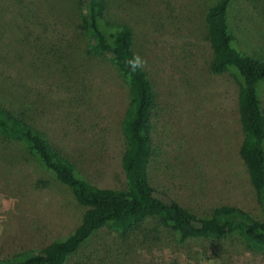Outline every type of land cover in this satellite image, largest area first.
Segmentation results:
<instances>
[{"label": "rangeland", "instance_id": "1", "mask_svg": "<svg viewBox=\"0 0 264 264\" xmlns=\"http://www.w3.org/2000/svg\"><path fill=\"white\" fill-rule=\"evenodd\" d=\"M105 1V21L129 27L132 52L147 60L143 71L155 94L151 136L157 150L149 184L197 217L230 205L261 218L237 155L242 138L237 86L230 74L208 71L203 16L214 0ZM234 3L228 10L234 49L264 60V0ZM21 5L29 9V21L22 22L16 1L0 0V57L3 63L10 57L12 64L0 71L8 103L26 114L82 179L123 190L124 84L107 60L83 55L86 39L73 0ZM261 84L264 115V80ZM0 198L15 201L11 210L0 212L6 217L0 219V259L65 237L82 212L68 190L31 165L15 144L0 143ZM137 236L122 241L98 230L66 264H264V254L230 241L177 245L163 235Z\"/></svg>", "mask_w": 264, "mask_h": 264}, {"label": "trees", "instance_id": "2", "mask_svg": "<svg viewBox=\"0 0 264 264\" xmlns=\"http://www.w3.org/2000/svg\"><path fill=\"white\" fill-rule=\"evenodd\" d=\"M13 1L23 11L22 22L29 21L30 12L21 5L23 0ZM73 2L81 15L86 39L83 55L107 60L126 89L127 104L119 125L123 142L120 166L125 187L102 189L82 179L74 165L33 127L26 114L8 103L0 80V143L18 145L27 161L52 175L82 209L77 226L65 237L42 249L14 253L0 259V264H66L98 230L113 232L122 241L139 238L137 235L143 240L163 235L177 245L188 240L230 241L248 252L264 254V115L258 97L264 80V60L238 52L232 45L228 10L235 5V0H214L206 8L204 38L211 51L209 73L213 76L228 73L237 86L238 125L242 136L237 155L260 208L259 219L230 205L215 207L208 215L197 217L149 184L148 169L157 157L151 136L156 102L143 70L128 75L125 61L133 55L132 31L125 25L112 26L105 21V0ZM6 58L8 61L3 63L0 57V71L12 66L11 58Z\"/></svg>", "mask_w": 264, "mask_h": 264}, {"label": "clouds", "instance_id": "3", "mask_svg": "<svg viewBox=\"0 0 264 264\" xmlns=\"http://www.w3.org/2000/svg\"><path fill=\"white\" fill-rule=\"evenodd\" d=\"M125 63L128 68L129 76L135 75L138 71L144 70L147 66V60L136 53H133L131 58H127ZM14 203L15 201L12 199L5 200L0 198V212H7L11 210ZM0 219H6V217L0 216Z\"/></svg>", "mask_w": 264, "mask_h": 264}]
</instances>
